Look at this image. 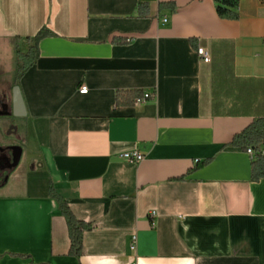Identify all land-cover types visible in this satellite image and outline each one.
Listing matches in <instances>:
<instances>
[{
    "label": "crops",
    "instance_id": "obj_1",
    "mask_svg": "<svg viewBox=\"0 0 264 264\" xmlns=\"http://www.w3.org/2000/svg\"><path fill=\"white\" fill-rule=\"evenodd\" d=\"M237 12L221 18L215 0H0L1 79L26 38L53 33L19 84L26 145L7 180L0 167V264H264V179L230 145L264 117V0ZM10 81L0 120L12 123ZM133 150L141 162L122 157ZM52 187L92 225L80 257Z\"/></svg>",
    "mask_w": 264,
    "mask_h": 264
},
{
    "label": "trees",
    "instance_id": "obj_2",
    "mask_svg": "<svg viewBox=\"0 0 264 264\" xmlns=\"http://www.w3.org/2000/svg\"><path fill=\"white\" fill-rule=\"evenodd\" d=\"M241 0H215L218 15L223 19H238L239 13L237 9ZM161 7L170 6L175 8L173 3L162 2ZM141 15L148 12L147 7L143 3L138 6ZM53 33L48 31L45 27L42 28L34 37L25 39L26 50H18L17 52V71L15 74V85H19L24 74L36 64L39 55V43L43 38L52 36ZM141 95L140 91H119L117 93V104H132L136 97ZM231 146L241 147L245 151L253 148L255 155L252 156V180L259 181L264 179V117L255 118L250 125L244 130L237 133ZM14 156L12 162H14ZM12 169L2 175L3 180H7L15 166L12 163ZM52 196L59 202L60 209L66 219L68 226L69 238L71 241L70 254L75 257H80L83 253V238L84 233L92 228L90 223L78 219L68 204L51 188Z\"/></svg>",
    "mask_w": 264,
    "mask_h": 264
},
{
    "label": "rangeland",
    "instance_id": "obj_3",
    "mask_svg": "<svg viewBox=\"0 0 264 264\" xmlns=\"http://www.w3.org/2000/svg\"><path fill=\"white\" fill-rule=\"evenodd\" d=\"M24 50H26V47L24 48ZM16 60H17V52H15L14 56H13L12 69L9 67V68H6V70H5L4 66L1 67V68H3V71H2L3 72L2 73L3 78L2 79L0 78V102L1 103L6 102V99L4 97V93H6V91H4V90H8V92H11L12 83H11V81H10V84L8 83V78L14 79V77H15V74L17 71ZM1 80H3V81H1ZM6 86H7V88H5ZM10 110H9V113L11 112ZM21 123L22 122L20 120V117H15L13 119L12 123L9 121H1L0 120V150L3 153L8 152L10 150V148H12L13 146L25 147V145H26V140H25L26 139V132H25L24 126ZM15 155L16 154H14L13 156H15ZM2 157L4 159V155ZM8 158H11V154L8 156ZM3 159H1V162L3 161ZM10 165L11 164L7 163L6 168H8ZM0 167H1V169L4 168V166H2L1 164H0ZM6 170L7 169H5V171Z\"/></svg>",
    "mask_w": 264,
    "mask_h": 264
},
{
    "label": "built area",
    "instance_id": "obj_4",
    "mask_svg": "<svg viewBox=\"0 0 264 264\" xmlns=\"http://www.w3.org/2000/svg\"><path fill=\"white\" fill-rule=\"evenodd\" d=\"M164 21H167V20L165 19ZM197 53L204 63H209L211 61L210 53L208 52V50L206 48H204V47L198 48ZM80 92L81 93H87L88 87L86 85H82L80 87ZM153 96H154V94H145L143 98L138 99V102H142L143 100H145L149 97H153ZM248 153L252 156L255 155V151L253 148H249ZM122 157L131 163H139L144 159L145 156L142 153H140L136 150H133V151H128V152L123 153ZM149 214L153 218V217H155L157 212L155 210H152V211H150ZM136 239H137V237L134 236L132 243H131V247L133 249L136 247Z\"/></svg>",
    "mask_w": 264,
    "mask_h": 264
},
{
    "label": "water",
    "instance_id": "obj_5",
    "mask_svg": "<svg viewBox=\"0 0 264 264\" xmlns=\"http://www.w3.org/2000/svg\"><path fill=\"white\" fill-rule=\"evenodd\" d=\"M12 98H13L12 114L15 117L27 116L26 103L20 85H15L13 87ZM12 148L16 150V155L13 164L14 166H17L21 160L23 149L20 146H13Z\"/></svg>",
    "mask_w": 264,
    "mask_h": 264
},
{
    "label": "flooded vegetation",
    "instance_id": "obj_6",
    "mask_svg": "<svg viewBox=\"0 0 264 264\" xmlns=\"http://www.w3.org/2000/svg\"><path fill=\"white\" fill-rule=\"evenodd\" d=\"M9 152H10V154H11V158H7V159H6V157H4L3 161L0 163L2 166H4V165L6 166L7 163L11 164V165L7 168L6 171L3 170V174H5L6 172L10 171V169L13 168V167H12V163H13V162H12L11 159H13V155L16 154V150L10 148ZM14 157H15V156H14ZM6 160H7V161H6Z\"/></svg>",
    "mask_w": 264,
    "mask_h": 264
}]
</instances>
